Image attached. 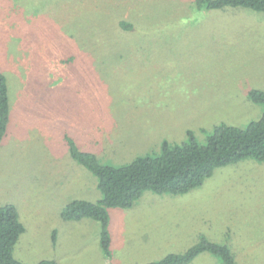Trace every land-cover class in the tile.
I'll return each mask as SVG.
<instances>
[{
  "label": "rangeland",
  "instance_id": "obj_1",
  "mask_svg": "<svg viewBox=\"0 0 264 264\" xmlns=\"http://www.w3.org/2000/svg\"><path fill=\"white\" fill-rule=\"evenodd\" d=\"M201 0H0V71L12 115L0 148V206L25 227L16 260L148 264L204 236L237 264H264V162L220 168L187 194L146 191L110 208V256L72 202L103 199L71 152L122 166L162 144L204 145L214 128L245 129L263 106L264 13L209 10ZM190 264H222L210 253Z\"/></svg>",
  "mask_w": 264,
  "mask_h": 264
},
{
  "label": "trees",
  "instance_id": "obj_2",
  "mask_svg": "<svg viewBox=\"0 0 264 264\" xmlns=\"http://www.w3.org/2000/svg\"><path fill=\"white\" fill-rule=\"evenodd\" d=\"M209 10L245 8L264 13V0H201ZM250 98L264 108V92L252 91ZM13 105L5 73L0 71V148L6 136ZM71 144L72 156L98 179L103 199L97 203L77 200L62 212L66 221L86 218L101 224V242L106 255L110 256L109 234L110 208L130 209L146 191L179 196L201 187L216 170L246 160L264 162V109L258 121L245 129L221 124L214 128L204 145L193 137L189 142L171 144L165 141L155 155L135 158L129 164L113 166L101 164L98 158L79 151ZM25 227L14 205L0 206V264H27L16 260L14 248ZM183 254H168L157 262L148 264H190L199 255L210 253L222 264H237L229 246L209 241L204 236ZM36 264H56L41 261Z\"/></svg>",
  "mask_w": 264,
  "mask_h": 264
},
{
  "label": "crops",
  "instance_id": "obj_3",
  "mask_svg": "<svg viewBox=\"0 0 264 264\" xmlns=\"http://www.w3.org/2000/svg\"><path fill=\"white\" fill-rule=\"evenodd\" d=\"M26 231V230H25ZM44 261V260H43ZM41 262V261H40ZM48 262H53V261H48ZM56 263V262H55ZM36 264V263H35ZM56 264H58V263H56Z\"/></svg>",
  "mask_w": 264,
  "mask_h": 264
}]
</instances>
